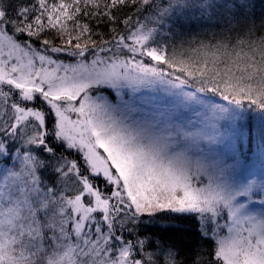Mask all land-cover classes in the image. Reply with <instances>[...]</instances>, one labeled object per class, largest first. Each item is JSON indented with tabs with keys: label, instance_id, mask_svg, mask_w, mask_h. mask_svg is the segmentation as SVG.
Listing matches in <instances>:
<instances>
[{
	"label": "snow or ice",
	"instance_id": "obj_1",
	"mask_svg": "<svg viewBox=\"0 0 264 264\" xmlns=\"http://www.w3.org/2000/svg\"><path fill=\"white\" fill-rule=\"evenodd\" d=\"M254 7L0 0V264H264V185L210 148L264 117Z\"/></svg>",
	"mask_w": 264,
	"mask_h": 264
},
{
	"label": "rangeland",
	"instance_id": "obj_2",
	"mask_svg": "<svg viewBox=\"0 0 264 264\" xmlns=\"http://www.w3.org/2000/svg\"><path fill=\"white\" fill-rule=\"evenodd\" d=\"M145 94L148 95L150 93L145 90ZM221 124L223 125L221 128L223 135L218 138L217 143L210 146L212 152L221 155L225 163L232 166V176L236 180L242 183L251 181L256 185H264V143L262 144L261 140L258 141V147L254 151L247 152L245 147L243 148L244 151H240L238 138L227 131V122L221 121ZM263 125L264 123L261 120H257L256 128L260 129ZM262 134H264V131ZM243 144L247 146L248 142L246 138ZM244 153L250 154L249 157ZM254 199L259 200L260 197L257 196Z\"/></svg>",
	"mask_w": 264,
	"mask_h": 264
},
{
	"label": "trees",
	"instance_id": "obj_3",
	"mask_svg": "<svg viewBox=\"0 0 264 264\" xmlns=\"http://www.w3.org/2000/svg\"><path fill=\"white\" fill-rule=\"evenodd\" d=\"M252 2L255 5L253 9L254 19L256 21V24L259 25L261 14L262 12H264V0H252ZM257 120H261V122L264 123V117H261L258 111L254 110L245 114V118L242 121V135L237 139L240 151H244L243 148L245 147L247 149V152H251L258 147V141L261 140L262 144L264 143V134H262L264 131V125L260 129L256 128ZM245 138L248 142L247 146L243 144ZM245 155H248L247 157H249L250 154L247 153ZM179 223L182 228L194 227L189 222L181 221ZM144 227L145 226H141L140 228L141 232H144ZM146 227L151 228L152 231H157L162 227V225L152 224V225H147ZM144 234L151 235L150 232H144ZM125 235H127V233H125ZM204 247L205 249H207V245H205Z\"/></svg>",
	"mask_w": 264,
	"mask_h": 264
}]
</instances>
